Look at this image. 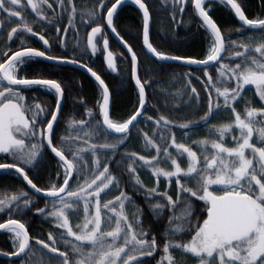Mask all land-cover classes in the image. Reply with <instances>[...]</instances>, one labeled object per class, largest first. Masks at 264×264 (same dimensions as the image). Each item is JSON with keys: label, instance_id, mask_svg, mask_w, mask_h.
Returning a JSON list of instances; mask_svg holds the SVG:
<instances>
[{"label": "snow or ice", "instance_id": "obj_1", "mask_svg": "<svg viewBox=\"0 0 264 264\" xmlns=\"http://www.w3.org/2000/svg\"><path fill=\"white\" fill-rule=\"evenodd\" d=\"M212 2L161 0L171 5L177 25L184 22L186 8L199 17L210 40L201 59L154 47L147 0H94L79 12V27L76 0H0V173L17 176L30 189L0 192V232L11 241V250L0 255L9 258L8 264H34L37 249L48 256L46 264H264V18L249 19L238 0H219L243 30L252 32L243 42L226 40L209 14ZM126 3L142 13V43L151 56L194 66L185 74V89L173 95L175 107L185 108L175 119L159 111L149 114L156 107L150 81L139 74L138 55L115 24ZM29 9L35 17L31 22ZM37 24L55 34L65 54L52 53ZM81 28H90L84 46L78 39L68 44L69 29L78 36ZM105 29L130 54L137 89V106L120 121L110 115L115 99L109 85L82 62L89 49L91 56L102 51L106 70L117 71ZM29 36H38L44 50L28 46ZM69 47L80 58L67 55ZM37 60L75 65L97 82L94 107L81 99L84 113L63 132L58 128L64 122L66 88L55 78H28L23 66ZM249 86L258 105L246 91ZM33 90L50 94L54 104L32 95ZM188 110L194 116L181 122ZM221 116L226 119L216 122ZM196 125L204 138H196ZM133 139L141 140L143 154L130 148ZM49 156L55 160V182L49 177V186L42 188L35 181ZM142 169L151 183L141 179ZM129 187L144 196L150 220L126 191ZM39 198L45 199L44 207ZM32 212L53 229L33 237L24 222Z\"/></svg>", "mask_w": 264, "mask_h": 264}, {"label": "trees", "instance_id": "obj_2", "mask_svg": "<svg viewBox=\"0 0 264 264\" xmlns=\"http://www.w3.org/2000/svg\"><path fill=\"white\" fill-rule=\"evenodd\" d=\"M83 1L84 0H76L78 5V15L80 11L90 7L85 4V8H82L84 4ZM93 2L94 1H90L89 5L92 6ZM147 2L150 5V11L152 12L153 18L151 26V42L154 47H156L159 51L170 55H182L201 59L205 58V53L210 40L205 29L200 27V20L198 16H196L189 8H186L183 16L184 22L177 25V23L172 20V10L170 4H162L161 0H147ZM238 2L242 3L245 14L249 19L257 17L264 18V0H238ZM209 6L211 7L209 14L221 28L226 40L231 38L232 40L243 42L246 36L252 34L251 30H243L241 28V24L238 18L235 17L234 12H232L228 7L220 4L219 0H213ZM180 19L181 17L178 14L177 21ZM115 24L117 31L133 47V50L138 55L139 74L142 78L147 77L150 81L149 97L150 100L155 101L156 107L148 109L149 114L155 116L157 111H159V113L169 115L175 119L176 112L185 113L184 106L181 104L179 108H176L175 105L177 101L173 100V95L179 91H183L185 88L172 92L168 90L167 87L169 81L172 79H177L179 81L185 80V74L191 67L173 63H160L146 52L142 43V13L137 7L132 5L123 6L118 11V17ZM64 26H67L66 21ZM105 31L107 33V38L109 39L110 49L117 58L118 70L115 73L110 70H106L107 67L105 64L104 53L102 51H99L95 56H91L90 54L85 56L84 54L82 62H87L89 66L93 67L94 70H97L98 74H101L102 78H104L106 83L109 85L115 99V103L111 107L110 114L114 120L120 121L126 119L137 106V89L130 74V56L115 40H113L109 30L105 29ZM80 32L85 38L86 32H90V28L86 30L82 28L80 29ZM46 37L47 35H45V38ZM97 39H99V37ZM49 41L53 45V54H65L64 50H62L57 44V38L55 42H53V40ZM67 55L80 58L77 53L72 51L68 52ZM23 70L27 74L28 78H34L37 75H42L45 78H55L63 82L66 88L67 99L64 102L62 109L64 122L59 125L58 131L60 132L64 131L71 119L79 118L82 113H84L83 106L79 103L81 99L87 103L89 108H93L96 100L99 98L98 87L95 80L85 72L74 67L56 66L43 60H37L24 65ZM197 74H199V70H197ZM202 79L204 78L202 77ZM194 84L199 90V83L194 81ZM152 87L156 90L155 95L151 92ZM249 90L251 89H246L250 95ZM37 94L46 98L49 104H54L55 98L50 94L39 92V90L32 91V95ZM252 99L254 100V98ZM202 114L203 110H201L199 115ZM193 116L194 113L191 110H188L186 114L181 117V122L188 118H192ZM195 118H198V115H196ZM225 119L226 118L224 116H221L216 122H220ZM141 127L144 126L141 125ZM195 129L196 138L202 139L205 137V132L201 125H196ZM177 132L179 138V130H177ZM141 143V140L133 139L130 148L143 154ZM120 151H123V146ZM42 166L43 167H41L38 174V181L35 182L38 183L39 187L45 188L47 183L44 181L56 166L55 160L49 156L44 161V165ZM140 171L141 179L145 181L146 184L151 183L153 178L148 175L147 171L143 169ZM125 180H128L127 175H125ZM4 189L14 192L19 189L30 191L26 183L22 182L21 179L12 175L0 174V192ZM126 191L130 196H132L137 204L143 208L145 219L150 220L151 214L147 204L145 203L144 196L133 192L131 187L127 188ZM37 203L40 207H44L45 199L39 198ZM0 219H3L2 215H0ZM24 222H26L29 227L30 234L33 237H40L51 231L48 223L43 219V217L37 215L35 212L28 213L27 217L24 218ZM160 228L162 229L163 225H160ZM8 235L9 234L7 233H0V251L11 250V241L8 239ZM157 238L158 240L161 239L159 235H157ZM0 264H8V261L0 259Z\"/></svg>", "mask_w": 264, "mask_h": 264}, {"label": "rangeland", "instance_id": "obj_3", "mask_svg": "<svg viewBox=\"0 0 264 264\" xmlns=\"http://www.w3.org/2000/svg\"><path fill=\"white\" fill-rule=\"evenodd\" d=\"M90 1L92 2L94 0H86V2L84 0L83 1L84 4H83L82 8H85V4L91 7V5H89L90 4ZM50 2H52V0H50ZM54 7H55V4H54ZM57 11H59V9H57ZM26 16H27V18L29 19L30 22L33 21V20H35V17L31 13L30 9L26 13ZM5 22L7 23V21H5ZM79 25H80V21H79V15H78V20H77V25L76 26L78 27ZM35 30H37L38 32H40V34L47 35L46 38L49 39V40H53V42H55V40L57 38L54 33L47 32V31H41V29L39 27V24H37L35 26ZM35 38L36 37H30V36L27 37L26 44L28 46H30L33 42H35ZM77 39L80 41L81 47H83L84 46V43H85V38L83 37V34H81V32H79V35L78 36H74L72 29H69L66 42L71 45V44L75 43V40H77ZM3 44H4V41L3 40H0V46H2ZM12 47H13L14 50L17 49V47H18L17 42L15 40H13V42H12ZM0 50H2V47H0ZM71 51L72 52H75V53L78 52V50H73V48L69 47L68 52H71ZM10 54L11 53H9V55ZM88 54H90V49L88 50L87 53H85V56H88ZM183 88H185L184 80L179 81L177 79L170 80L169 83H168V87H167V89L170 90V91H172V92L173 91H177V90H181ZM249 91H250L249 92L250 95L249 94L248 95L251 98H254L255 103L258 105L260 103L259 102V98L253 96V93H254L255 90L254 89H251ZM26 95H27V92H26ZM28 98L31 99V96H29ZM42 165H44V163ZM42 165H41V167H43ZM56 170L57 169H56V166H55L53 168V170L51 171V173H49L50 175H48L47 178L45 179L44 182L47 183V185L45 186V188H47L49 186V177L52 178V182H55V172H56ZM16 178H18V177H16ZM9 191L10 192H14V191H11V190H9ZM49 207H50V205H49ZM14 218H21V217L20 216H16ZM45 221L48 223L49 229L52 230L53 229V225H51L47 220H45ZM33 259H34V264H46V262L48 260V256L45 253H42L39 249H37L36 252H35V256H34ZM53 264H57V262H53ZM189 264H191V261H189Z\"/></svg>", "mask_w": 264, "mask_h": 264}, {"label": "water", "instance_id": "obj_4", "mask_svg": "<svg viewBox=\"0 0 264 264\" xmlns=\"http://www.w3.org/2000/svg\"><path fill=\"white\" fill-rule=\"evenodd\" d=\"M125 5H132V6H134V7H137L136 5H134V4H131V3H126V4H124L123 6H125ZM122 6V7H123ZM121 7V8H122ZM120 8V9H121ZM138 8V7H137ZM119 9V10H120ZM118 10V11H119ZM151 26H152V24H151ZM151 26H150V40H151ZM109 30V33H110V35L112 36V38H113V40H115L126 52H127V49L123 46V44H121L120 43V41L117 39V37L115 36V34L114 33H112L111 32V30L110 29H108ZM109 50H111L110 49V44H109ZM146 50V49H145ZM146 52H147V50H146ZM128 53V52H127ZM148 53V52H147ZM114 54V53H113ZM149 54V53H148ZM128 55L130 56V54L128 53ZM150 56H151V54H149ZM104 56H105V53H104ZM114 56H115V54H114ZM151 57H153V56H151ZM115 58H116V56H115ZM154 59H156L155 57H153ZM43 61H45V62H48V63H50V64H52V65H56V66H63V67H67V66H70V67H74V68H76V69H79V70H81V71H83V72H85L86 74H88L89 76H90V74L89 73H87V71L85 70V69H81V68H79V67H77V66H75V65H71V64H53L52 62H50V61H47V60H43ZM158 61V60H157ZM158 62H160V63H165V64H169V63H173V64H179V65H184V66H188V65H185V64H181L180 62H175V61H167V62H161V61H158ZM105 64H106V61H105ZM116 65H117V70H118V62H117V58H116ZM106 67H107V64H106ZM189 67H194V66H189ZM138 71H139V65H138ZM91 77V76H90ZM94 79V78H93ZM96 82V81H95ZM133 82H134V80H133ZM97 83V82H96ZM134 84H135V82H134ZM249 89H254V88H252L251 86H249ZM62 108H63V105H62ZM111 110V109H110ZM111 115V114H110ZM139 119V118H138ZM0 174H6V175H12V174H9V173H0ZM12 176H14V177H17V176H15V175H12ZM71 183V182H70ZM1 233V232H0ZM0 259H4V260H7L8 261V259L9 258H7V257H4L3 255H0Z\"/></svg>", "mask_w": 264, "mask_h": 264}, {"label": "flooded vegetation", "instance_id": "obj_5", "mask_svg": "<svg viewBox=\"0 0 264 264\" xmlns=\"http://www.w3.org/2000/svg\"><path fill=\"white\" fill-rule=\"evenodd\" d=\"M30 46H31V47H34V48H36V49H38V50H41V49L44 50V48H43V44H42V41L39 40L38 36L35 38V42H33ZM41 47H42V48H41ZM39 48H41V49H39ZM63 106H64V103H63ZM62 109H63V108H62Z\"/></svg>", "mask_w": 264, "mask_h": 264}]
</instances>
